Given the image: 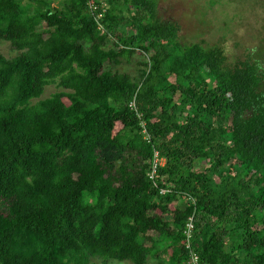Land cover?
Segmentation results:
<instances>
[{
  "label": "trees",
  "instance_id": "trees-1",
  "mask_svg": "<svg viewBox=\"0 0 264 264\" xmlns=\"http://www.w3.org/2000/svg\"><path fill=\"white\" fill-rule=\"evenodd\" d=\"M35 1L0 0V264H264L261 62L181 44L156 0Z\"/></svg>",
  "mask_w": 264,
  "mask_h": 264
},
{
  "label": "rangeland",
  "instance_id": "rangeland-1",
  "mask_svg": "<svg viewBox=\"0 0 264 264\" xmlns=\"http://www.w3.org/2000/svg\"><path fill=\"white\" fill-rule=\"evenodd\" d=\"M63 0H53L60 5ZM106 1V0H104ZM157 18L163 22H173L178 26V41L183 45L200 43L203 46H220L225 55V64L232 67L246 59L259 60L264 67V0H156ZM32 10L35 0H21ZM123 33H132V28H121ZM0 51L6 57L17 54L9 44L0 40ZM144 54H135L130 61L116 67L121 72L137 75L139 62L147 60ZM264 83V81H263ZM57 91L55 84L47 85L41 98L49 97ZM36 101V99L34 100ZM200 166H205L203 162ZM182 199L181 203H187ZM174 202L177 203V200ZM94 261V260H93ZM97 264H103L95 260ZM105 264H131L111 260ZM147 264H160L149 258Z\"/></svg>",
  "mask_w": 264,
  "mask_h": 264
},
{
  "label": "built area",
  "instance_id": "built-area-1",
  "mask_svg": "<svg viewBox=\"0 0 264 264\" xmlns=\"http://www.w3.org/2000/svg\"><path fill=\"white\" fill-rule=\"evenodd\" d=\"M88 3L90 4L91 7L95 8L92 0H87ZM97 18H101V14H96ZM98 27L104 31V27L99 24ZM133 105V104H132ZM165 163V159L160 157L159 156V153L158 151H154V155H153V158L151 160V165H150V169L149 171L147 172V176L150 180L154 181L155 177H156V172H157V169L159 166H162L163 164ZM169 191V189H161L160 193L162 194H165ZM187 200H190V198H186ZM193 220H192V217H190L188 219V221L186 222V225H185V229H184V232L186 234V238H187V244H186V247L187 248H190V243H189V239L192 235V230H193ZM188 264H201L200 262V257L198 255V253L194 250H192L190 248V252H189V259H188Z\"/></svg>",
  "mask_w": 264,
  "mask_h": 264
},
{
  "label": "crops",
  "instance_id": "crops-1",
  "mask_svg": "<svg viewBox=\"0 0 264 264\" xmlns=\"http://www.w3.org/2000/svg\"><path fill=\"white\" fill-rule=\"evenodd\" d=\"M51 4H52V6H56V7L58 6V5L53 4V0H51ZM59 4H60V3H59Z\"/></svg>",
  "mask_w": 264,
  "mask_h": 264
}]
</instances>
